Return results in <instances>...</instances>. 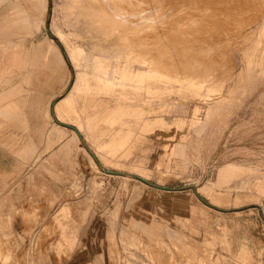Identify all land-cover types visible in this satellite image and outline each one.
<instances>
[{
	"label": "rangeland",
	"instance_id": "1",
	"mask_svg": "<svg viewBox=\"0 0 264 264\" xmlns=\"http://www.w3.org/2000/svg\"><path fill=\"white\" fill-rule=\"evenodd\" d=\"M5 63L29 100L27 119L0 114L15 168L0 171V264H264V0H0L14 84ZM76 72L107 111L81 127L95 147L60 132L71 176L53 192L34 140L72 128L52 105Z\"/></svg>",
	"mask_w": 264,
	"mask_h": 264
},
{
	"label": "crops",
	"instance_id": "2",
	"mask_svg": "<svg viewBox=\"0 0 264 264\" xmlns=\"http://www.w3.org/2000/svg\"><path fill=\"white\" fill-rule=\"evenodd\" d=\"M55 36L56 38L62 43L66 50V55H68V58L71 57L69 55V51L63 44L61 37L59 36V33L57 32V28L55 29ZM22 46V45H21ZM18 46V47H21ZM36 51L39 52V54L45 55L44 48L40 47ZM45 52V53H44ZM21 54V53H20ZM8 55V54H7ZM12 55V53H11ZM17 63V61H16ZM5 67L11 68L12 72L15 73H20V80H17L14 82V84H6L2 83L1 81L0 84V104L2 105L0 107V114L4 116L5 118H12L15 115L19 116H25L24 119H27V115L25 110L22 108V104L20 103H28L29 96H27L26 91L28 89L26 77L23 79L22 74V66L19 68L17 65L12 66L9 64L5 63ZM3 69V68H2ZM74 69L75 66H74ZM6 80H4L5 82ZM79 82L82 83L81 78L79 77V73L76 72V76L74 78L73 85L71 86L70 89H68L65 94H63L54 104V111L57 119L60 122H65L69 123L70 125L76 126L80 132L82 133L84 139L86 141H91L93 146L96 144L95 139H90L89 136L83 132L81 127L86 128L87 124L90 125L92 123H96L103 115L106 113L107 108L106 106V97H102V88L99 86L98 90V85L97 82L94 81L93 79H86L84 86L85 89H82L80 92L77 91V87H79ZM19 83V85H17ZM13 88L15 90L19 89L20 92L23 91L22 94H20L19 98L20 100H14L11 95L13 92ZM14 90V91H15ZM25 92V93H24ZM82 103V105H81ZM28 105V104H27ZM53 106V105H52ZM35 112V110H34ZM50 116H52L51 111L49 112ZM27 114H28V108H27ZM56 125L59 127L61 131H58L59 129H53L55 131H46L45 137H43V141L39 143V138H35V144L37 147L38 152H43L42 153V158L41 162L38 164L41 166V170H43V174L39 176V180L41 183H46L50 186V189L53 192L59 191L61 185L68 183L66 181V178H70V172H71V167H70V155L68 152V144L69 140L71 137V134L68 133V135L60 142L58 140V136L60 132H63L66 134V131H62L63 129H70L71 131L73 130L72 128H67L65 126H62L58 123ZM103 125V124H102ZM101 125L100 129L101 131H107L108 130V125L104 124L103 126ZM76 132L75 130H73ZM72 131V132H73ZM32 133H35L37 131H31ZM73 132V134H74ZM31 133V135H33ZM77 133V132H76ZM74 137L76 138L75 134ZM51 142V144H49ZM95 147V146H94ZM26 148V147H25ZM92 148V147H91ZM23 149L20 148V151ZM5 151L0 150V171L3 172L4 174L6 173H12V171L15 170L14 166L11 163L10 156L3 155L1 153H4ZM95 152V150H94ZM67 154V155H66ZM97 155V153L95 152ZM98 156V155H97ZM12 158V157H11ZM99 158V156H98ZM100 161L102 162L101 158H99ZM95 161V160H94ZM68 162V163H67ZM117 163H120L119 161H116ZM96 163V162H95ZM97 164V163H96ZM102 164L105 166V164L102 162ZM228 165V164H227ZM226 166V165H224ZM106 167V166H105ZM49 170L51 174L44 172L45 169ZM112 170H116L112 168ZM119 171V170H118ZM129 173H133L131 171H128ZM139 174L147 179H150L148 176L144 175L143 173H136ZM123 177V176H121ZM146 184V183H144ZM161 190V189H160ZM166 191V190H162ZM172 192V191H169ZM166 195V194H165ZM167 200L165 204L167 206H173L176 207L177 211L184 212L186 211V208L183 207L182 203L178 202L176 203L174 200H172V197L170 196H164ZM177 204V205H176ZM177 217V215H175ZM77 229L74 231H69L67 229V226H63V236H67L72 239L73 241L78 240L77 234ZM77 237V238H76ZM93 242V241H91Z\"/></svg>",
	"mask_w": 264,
	"mask_h": 264
},
{
	"label": "bare ground",
	"instance_id": "3",
	"mask_svg": "<svg viewBox=\"0 0 264 264\" xmlns=\"http://www.w3.org/2000/svg\"><path fill=\"white\" fill-rule=\"evenodd\" d=\"M73 82H74V80H73ZM73 82H72V84H71V86L73 85ZM71 86H70V88H71ZM69 88V89H70ZM52 110H53V112H54V114H55V111H54V104H53V106H52ZM56 116V115H55ZM57 118V117H56ZM57 121L58 122H60L58 119H57ZM72 126H74V125H72ZM75 128H72L73 130H75L76 132L78 131L79 133H81L80 132V130L76 127V126H74ZM75 132V133H76ZM76 133L77 134V136L80 138V140H82L81 139V137L79 136V133ZM81 135H82V133H81ZM82 137H83V135H82ZM83 141L85 142L86 140L84 139V137H83ZM86 143V142H85ZM87 151V150H86ZM87 153L91 156V158H92V160L94 161L95 159L93 158V156L87 151ZM96 155V154H95ZM94 155V156H95ZM96 158L98 159V162H100V164H102V162L100 161V159L98 158V156L96 155ZM94 162H96L95 164L97 165V167H98V169H99V171H102L103 173H105V174H107V175H111V176H123L124 178H133V175H137V174H133V173H128V172H124V171H118V170H111V169H107V168H103V167H99V165H98V162L95 160ZM103 165V164H102ZM104 166V165H103ZM105 170H109V171H116V172H123V173H121V174H118V173H108V172H106ZM139 178H140V181H142L143 183H146V181L145 180H149V179H147V178H145V177H143V176H140V175H137ZM141 179H144V180H141ZM147 184V183H146ZM159 185V184H158ZM158 189H161V190H166V191H173V190H171V189H162V188H158Z\"/></svg>",
	"mask_w": 264,
	"mask_h": 264
},
{
	"label": "water",
	"instance_id": "4",
	"mask_svg": "<svg viewBox=\"0 0 264 264\" xmlns=\"http://www.w3.org/2000/svg\"><path fill=\"white\" fill-rule=\"evenodd\" d=\"M69 126H71L72 128H75L74 126H72V125H69ZM78 132V131H77ZM79 133V132H78ZM79 136L81 137V139H82V141H83V137H82V135H81V133H79ZM99 164H100V162H98ZM101 165V164H100ZM106 172H108V173H118V174H121V172H116V171H109V170H105ZM142 180H144V179H142ZM146 182H148V183H150L149 181H147V180H145ZM162 189H172V188H169V187H164V186H160Z\"/></svg>",
	"mask_w": 264,
	"mask_h": 264
}]
</instances>
